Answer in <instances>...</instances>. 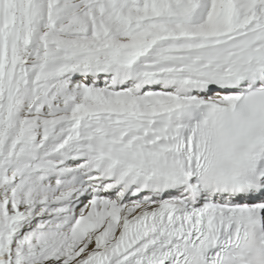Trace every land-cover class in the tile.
<instances>
[{"label": "snow or ice", "instance_id": "obj_1", "mask_svg": "<svg viewBox=\"0 0 264 264\" xmlns=\"http://www.w3.org/2000/svg\"><path fill=\"white\" fill-rule=\"evenodd\" d=\"M0 264H264V0H0Z\"/></svg>", "mask_w": 264, "mask_h": 264}]
</instances>
